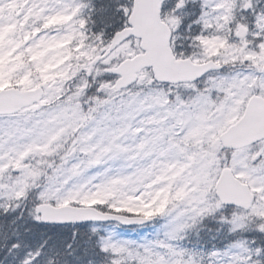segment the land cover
Wrapping results in <instances>:
<instances>
[{
    "label": "snow or ice",
    "instance_id": "snow-or-ice-1",
    "mask_svg": "<svg viewBox=\"0 0 264 264\" xmlns=\"http://www.w3.org/2000/svg\"><path fill=\"white\" fill-rule=\"evenodd\" d=\"M0 264H264V0H0Z\"/></svg>",
    "mask_w": 264,
    "mask_h": 264
}]
</instances>
